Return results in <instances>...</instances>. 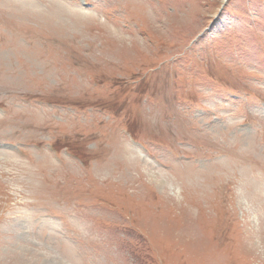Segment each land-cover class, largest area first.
Wrapping results in <instances>:
<instances>
[{"label":"rangeland","instance_id":"rangeland-1","mask_svg":"<svg viewBox=\"0 0 264 264\" xmlns=\"http://www.w3.org/2000/svg\"><path fill=\"white\" fill-rule=\"evenodd\" d=\"M56 1L0 0V264H264V0Z\"/></svg>","mask_w":264,"mask_h":264},{"label":"bare ground","instance_id":"bare-ground-1","mask_svg":"<svg viewBox=\"0 0 264 264\" xmlns=\"http://www.w3.org/2000/svg\"><path fill=\"white\" fill-rule=\"evenodd\" d=\"M55 3H57L58 4V6H59V3H58V1H56L55 0ZM27 4L28 5H30L31 3H29V2H27ZM56 5V4H55ZM33 6V5H32ZM57 6V5H56ZM51 10V9H50ZM83 16H84V14H83ZM82 16V17H83ZM148 16V15H147ZM146 16V17H147ZM74 18V17H73ZM148 18H149V16H148ZM75 19V18H74ZM80 20V19H79ZM78 20V21H79ZM151 20V19H150ZM149 20V21H150ZM151 22V21H150ZM74 24H76L75 23V21H74ZM78 24V23H77ZM223 147V146H222ZM129 150L130 151H132L131 152V154L129 153ZM129 150H127V152L132 156V158H130L131 159V161H132V159L134 160L136 157L138 158V152H136L135 150H133V149H131V148H129ZM125 152V151H124ZM126 153V152H125ZM133 155H135V156H133ZM144 162H146L147 164H148V166H151V163H149L148 161H144ZM145 165V164H144ZM163 176L164 174L162 173V172H159V171H157V176ZM163 182H164V180H163ZM159 184L161 185V187H163V183H162V181L161 180H159ZM50 258H53V260H52V264H64L62 261H60V260H58V259H56V257L54 258V256H50Z\"/></svg>","mask_w":264,"mask_h":264}]
</instances>
